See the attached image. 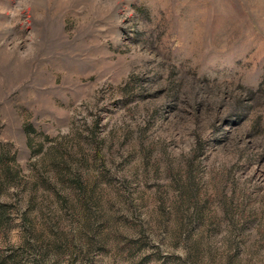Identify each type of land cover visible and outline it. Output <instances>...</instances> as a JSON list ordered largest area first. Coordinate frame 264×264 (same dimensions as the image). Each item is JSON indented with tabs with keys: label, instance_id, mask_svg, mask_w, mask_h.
Instances as JSON below:
<instances>
[{
	"label": "rangeland",
	"instance_id": "obj_1",
	"mask_svg": "<svg viewBox=\"0 0 264 264\" xmlns=\"http://www.w3.org/2000/svg\"><path fill=\"white\" fill-rule=\"evenodd\" d=\"M0 264H264V0H0Z\"/></svg>",
	"mask_w": 264,
	"mask_h": 264
}]
</instances>
